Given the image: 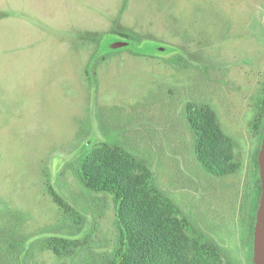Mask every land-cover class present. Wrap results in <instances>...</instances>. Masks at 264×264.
I'll return each instance as SVG.
<instances>
[{
	"label": "rangeland",
	"instance_id": "rangeland-1",
	"mask_svg": "<svg viewBox=\"0 0 264 264\" xmlns=\"http://www.w3.org/2000/svg\"><path fill=\"white\" fill-rule=\"evenodd\" d=\"M263 84L264 0H0V248L15 234L19 264H72L51 238L80 240L93 263L112 255L114 198L88 190L76 165L121 146L147 160L222 264H249L240 208ZM190 104L212 110L235 174L197 168Z\"/></svg>",
	"mask_w": 264,
	"mask_h": 264
},
{
	"label": "trees",
	"instance_id": "trees-1",
	"mask_svg": "<svg viewBox=\"0 0 264 264\" xmlns=\"http://www.w3.org/2000/svg\"><path fill=\"white\" fill-rule=\"evenodd\" d=\"M88 36L101 42L100 35L89 33ZM183 113L197 168L207 177L235 174L237 167L231 165L234 160L224 152L226 142L220 136L212 110L205 105L196 108L190 104ZM252 127L262 144L264 84ZM259 152L251 173V185L245 190L240 208L244 216L240 223L241 243L249 264H254V232L262 193ZM76 174L88 190L113 196L120 239L112 255L93 263L88 246L80 240L51 238L46 246L58 258H71L72 264H222L215 243L207 240L175 200L162 190L147 160L137 152L121 146L96 150L85 160L78 161ZM49 190L66 213L72 212L52 187ZM25 242L23 236H9L0 248L1 264H19Z\"/></svg>",
	"mask_w": 264,
	"mask_h": 264
},
{
	"label": "water",
	"instance_id": "water-1",
	"mask_svg": "<svg viewBox=\"0 0 264 264\" xmlns=\"http://www.w3.org/2000/svg\"><path fill=\"white\" fill-rule=\"evenodd\" d=\"M261 197L257 212L256 226L254 232V264H264V134L262 138L261 149L258 156Z\"/></svg>",
	"mask_w": 264,
	"mask_h": 264
}]
</instances>
